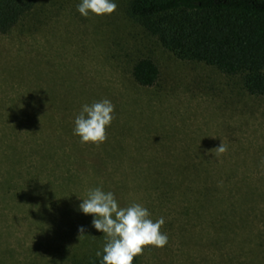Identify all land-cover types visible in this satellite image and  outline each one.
<instances>
[{"label":"rangeland","instance_id":"1","mask_svg":"<svg viewBox=\"0 0 264 264\" xmlns=\"http://www.w3.org/2000/svg\"><path fill=\"white\" fill-rule=\"evenodd\" d=\"M80 2L40 0L35 26L25 20L17 30L0 36V111H29L35 105L25 102L28 95L45 98L49 89L61 99L69 91L68 81L86 80L101 87L96 102L108 99L113 104L118 123L112 120L107 131L121 139L127 150L98 152V148L115 144L107 135L99 145L73 137L63 146L66 155L58 150L54 158L41 162L39 154L30 150L16 165L0 154V264H62L64 255L101 252L104 235L92 227V216L78 209L88 190L97 186L111 191L121 207L139 203L153 221L164 218L160 231L167 235V244L143 246L139 264H225L223 254L229 250L214 246L211 212L199 209L197 196L191 192L177 189V198H164L153 189L146 160L204 155L223 163L238 161L240 173L264 172V124L259 114L264 111V99H252L255 116L240 104L233 112L216 108L206 93L227 94L231 80L203 63L178 61L153 38H145L125 13L128 0H115L117 7L111 14L90 13L88 17L77 12ZM105 44L112 47L120 68L107 59ZM141 55L151 56L161 68V91L165 93L161 98L155 99L156 88L134 91L125 78L128 59ZM164 81L170 84L168 88ZM150 95L153 103L148 105L144 101ZM119 123L124 133H118ZM148 125L153 128L146 130ZM220 143L226 151L218 154L215 148ZM54 144L57 149L62 145ZM71 145L79 150L71 152ZM3 148L0 140V151ZM101 156L107 158L106 168L98 167ZM10 167L15 171L7 185L4 178L9 177L6 169ZM190 202L196 207L185 212ZM81 226L83 233L78 231ZM240 260L249 261L244 256Z\"/></svg>","mask_w":264,"mask_h":264},{"label":"trees","instance_id":"2","mask_svg":"<svg viewBox=\"0 0 264 264\" xmlns=\"http://www.w3.org/2000/svg\"><path fill=\"white\" fill-rule=\"evenodd\" d=\"M39 2L0 0V36L17 30L25 20L35 26ZM125 13L138 25L145 38H153L178 61L203 63L232 81L227 94L206 93L208 101L216 108L233 112L240 104L248 114L255 116L256 103L252 99H264V0H128ZM105 52L113 66L120 68L121 62L114 58V51L108 44H105ZM127 66L125 78L134 91L156 88L155 99L165 95L160 84L162 71L155 59L141 55L129 58ZM34 78L35 74L31 80ZM164 82L168 88L170 84ZM36 87L43 88L42 85ZM66 87L69 91L63 93L61 99L53 96L49 89L44 92L45 98L28 95L25 102L35 105L29 111H0V140L4 147L0 154L3 160H11L16 165L23 160L27 150L39 154L38 162L54 158L53 154L58 150L67 154L68 150L63 146L69 139L78 138L73 135V120L68 116H75L81 105L96 102L94 99L99 96L101 87L89 85L86 80L82 83L68 81ZM153 97L147 96L144 102L150 105ZM259 114L263 125L264 111ZM113 120L118 123L117 118ZM24 124L27 131L21 137L19 133ZM109 126L105 129L106 137H112L115 144L98 148V152L127 150L121 139L107 131ZM116 128L118 133L125 131L121 123ZM152 128L148 125L146 130ZM45 130L49 131L46 133ZM39 139L47 141L48 145H43ZM54 142L61 143V147L57 149ZM70 150L79 149L71 145ZM107 162V158L99 157L98 167L106 168ZM146 162L145 169L152 172L153 189L164 198L169 201L177 198V189L191 192L197 196L198 208L211 212L214 246L229 250L223 254L225 264H264V172L240 173L236 170L240 164L238 161L223 163L204 155L173 160L149 158ZM243 164L247 165L246 162ZM14 169H6L9 177L4 180L7 185ZM195 207L190 202L184 209L189 212ZM243 256L249 261H241ZM63 259L62 264H100L101 257L96 254L80 257L75 253L64 255ZM132 264H139V254L133 258Z\"/></svg>","mask_w":264,"mask_h":264},{"label":"clouds","instance_id":"3","mask_svg":"<svg viewBox=\"0 0 264 264\" xmlns=\"http://www.w3.org/2000/svg\"><path fill=\"white\" fill-rule=\"evenodd\" d=\"M116 7L115 0H81L76 10L82 17H88L90 13L111 14ZM113 113L114 106L108 99L81 105L73 120V135L78 136L81 143L102 144ZM215 149L218 154L226 151L221 143ZM78 209L92 216V227L105 237L103 255L96 252V256L101 257L100 264H132L133 258L143 252V246L161 248L168 242L167 235L160 231L163 217L153 221L148 209L139 203L121 207L111 191L99 186L88 190ZM78 231L83 233V227Z\"/></svg>","mask_w":264,"mask_h":264}]
</instances>
